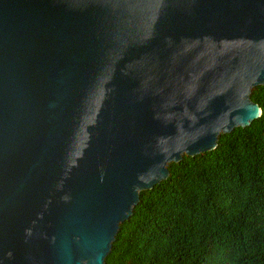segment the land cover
<instances>
[{"label":"water","instance_id":"95a60500","mask_svg":"<svg viewBox=\"0 0 264 264\" xmlns=\"http://www.w3.org/2000/svg\"><path fill=\"white\" fill-rule=\"evenodd\" d=\"M260 85L264 0H0V264H104Z\"/></svg>","mask_w":264,"mask_h":264},{"label":"trees","instance_id":"16d2710c","mask_svg":"<svg viewBox=\"0 0 264 264\" xmlns=\"http://www.w3.org/2000/svg\"><path fill=\"white\" fill-rule=\"evenodd\" d=\"M249 99L260 108L249 125L140 191L104 264H264V85Z\"/></svg>","mask_w":264,"mask_h":264}]
</instances>
